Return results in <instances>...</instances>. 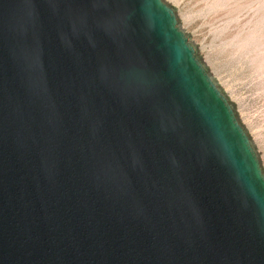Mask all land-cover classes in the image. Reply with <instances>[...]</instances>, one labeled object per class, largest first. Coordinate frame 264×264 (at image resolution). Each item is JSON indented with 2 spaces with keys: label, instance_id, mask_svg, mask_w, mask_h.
Returning a JSON list of instances; mask_svg holds the SVG:
<instances>
[{
  "label": "water",
  "instance_id": "95a60500",
  "mask_svg": "<svg viewBox=\"0 0 264 264\" xmlns=\"http://www.w3.org/2000/svg\"><path fill=\"white\" fill-rule=\"evenodd\" d=\"M0 264H264V176L162 0H0Z\"/></svg>",
  "mask_w": 264,
  "mask_h": 264
},
{
  "label": "rangeland",
  "instance_id": "374dc122",
  "mask_svg": "<svg viewBox=\"0 0 264 264\" xmlns=\"http://www.w3.org/2000/svg\"><path fill=\"white\" fill-rule=\"evenodd\" d=\"M224 96L264 176V0H162Z\"/></svg>",
  "mask_w": 264,
  "mask_h": 264
}]
</instances>
